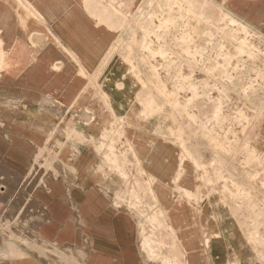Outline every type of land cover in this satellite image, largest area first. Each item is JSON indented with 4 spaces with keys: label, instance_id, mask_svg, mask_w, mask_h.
<instances>
[{
    "label": "crops",
    "instance_id": "crops-1",
    "mask_svg": "<svg viewBox=\"0 0 264 264\" xmlns=\"http://www.w3.org/2000/svg\"><path fill=\"white\" fill-rule=\"evenodd\" d=\"M213 1L264 36V0ZM141 2L116 0L104 23L97 0H0V264H254L251 215L204 186L208 140L174 125L187 119L169 107L171 76L163 97L126 68L100 81L104 97L55 92V64L72 65L51 42L84 41L75 58L93 74V27ZM256 140L264 153V118Z\"/></svg>",
    "mask_w": 264,
    "mask_h": 264
},
{
    "label": "rangeland",
    "instance_id": "rangeland-1",
    "mask_svg": "<svg viewBox=\"0 0 264 264\" xmlns=\"http://www.w3.org/2000/svg\"><path fill=\"white\" fill-rule=\"evenodd\" d=\"M97 1L105 4L93 12L94 17L104 23L116 21V0ZM132 12L124 25L93 27L98 40L88 43L92 44L88 52L91 62L100 66L93 74L86 73L75 58L76 53L85 55L84 41L71 42L72 51L67 53L64 43L60 47L51 42L72 65L62 58L54 66L61 67L56 75L62 86L55 91L57 96L74 97L86 87L104 97L100 81L108 84L107 78L115 80L116 71L126 68L134 78L142 79L140 90L147 91L151 85L163 97L160 78L171 76L173 101L169 107L176 118L187 119L185 127L176 121L174 125L203 131L208 140L206 153L211 164L209 172L201 168L203 184L224 195L237 215L250 213L253 262L264 264V153L256 140L264 118V36L213 0H142ZM76 69L77 73H71ZM167 71H173V78ZM52 77L46 75V80ZM200 98L203 123L193 116Z\"/></svg>",
    "mask_w": 264,
    "mask_h": 264
},
{
    "label": "bare ground",
    "instance_id": "bare-ground-1",
    "mask_svg": "<svg viewBox=\"0 0 264 264\" xmlns=\"http://www.w3.org/2000/svg\"><path fill=\"white\" fill-rule=\"evenodd\" d=\"M133 187V186H132ZM150 219V218H149ZM141 242H142V240H141ZM143 243V242H142ZM145 247V246H144Z\"/></svg>",
    "mask_w": 264,
    "mask_h": 264
}]
</instances>
